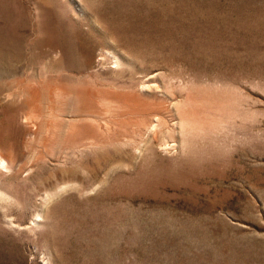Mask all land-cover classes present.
Returning <instances> with one entry per match:
<instances>
[{"label":"rangeland","instance_id":"obj_1","mask_svg":"<svg viewBox=\"0 0 264 264\" xmlns=\"http://www.w3.org/2000/svg\"><path fill=\"white\" fill-rule=\"evenodd\" d=\"M0 133V264H264V0H0Z\"/></svg>","mask_w":264,"mask_h":264},{"label":"bare ground","instance_id":"obj_2","mask_svg":"<svg viewBox=\"0 0 264 264\" xmlns=\"http://www.w3.org/2000/svg\"><path fill=\"white\" fill-rule=\"evenodd\" d=\"M8 124V123H7ZM4 125V124H3ZM5 126V125H4ZM4 130V129H3ZM10 131V130H9ZM3 133V132H2ZM0 133V167H8L9 164H7L6 158L3 155V148L5 147V141L3 140L4 134ZM9 146V145H8ZM10 147V146H9ZM5 149V148H4ZM7 149V148H6ZM12 149H9L11 151ZM12 152V151H11ZM5 153V152H4ZM14 153V151L12 152ZM13 155V154H12ZM17 156V155H16ZM4 169V168H3ZM2 189V188H1ZM4 190V188H3ZM6 191V190H5ZM8 192V191H7ZM0 191V195H1Z\"/></svg>","mask_w":264,"mask_h":264}]
</instances>
